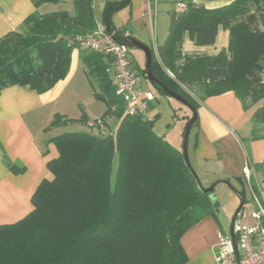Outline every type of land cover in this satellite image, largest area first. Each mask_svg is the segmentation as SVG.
<instances>
[{"label": "trees", "instance_id": "1", "mask_svg": "<svg viewBox=\"0 0 264 264\" xmlns=\"http://www.w3.org/2000/svg\"><path fill=\"white\" fill-rule=\"evenodd\" d=\"M182 1L186 7L171 14L169 35L153 55L152 72L160 82L153 87L169 97L162 88L167 86L197 111L201 101L235 92L244 110L259 106L251 136L264 139V0ZM221 1L226 4L206 5ZM32 2L39 9L62 0ZM93 2L73 0L74 14L36 11L18 31L0 39V96L17 85L38 94L52 90L67 78L78 49L94 98L106 105L105 125L119 120L115 134L106 137L75 131L47 141L59 152L48 163L53 178L42 181L33 194L30 214L0 226V264H185L183 236L214 214L211 196L222 182L205 188L183 150L155 133V120L126 115L125 102L107 73L111 58L80 48L79 39L98 27ZM128 2L106 4L103 24L118 41L124 40L126 29L113 28L111 15ZM220 29L229 32V44L217 55L183 53L186 35L196 46L210 47ZM132 40H125L130 47ZM142 72L147 77L146 68ZM88 121L86 114L79 120L56 114L45 131L86 126ZM254 167L264 178V162ZM250 185L260 197L252 178ZM239 195L246 203L245 190Z\"/></svg>", "mask_w": 264, "mask_h": 264}, {"label": "crops", "instance_id": "2", "mask_svg": "<svg viewBox=\"0 0 264 264\" xmlns=\"http://www.w3.org/2000/svg\"><path fill=\"white\" fill-rule=\"evenodd\" d=\"M62 3L67 1L62 0L55 6ZM128 3L132 4V21L129 26L122 28L141 43H143L142 32L150 31L153 42L150 47L157 56L158 48L164 45L169 35L171 18L167 26L164 24L165 19L161 20L164 12H170L164 8L167 2L158 0L149 5L147 0H129ZM224 4L226 3L222 1L206 3L209 8ZM46 6L36 9L32 0H0V39L11 31H18L25 19L34 12L47 14L44 11ZM179 11L181 10L178 8L174 12ZM228 44L229 32L220 29L215 45L198 47L186 35L182 50L185 55H202L212 49L210 55H217L222 49L227 48ZM80 70L84 71V82L87 81L90 86L80 50L76 49L72 53L71 68L67 78L47 93L38 94L28 86L19 85L9 87L2 92L0 96V226L17 223L30 214L34 209L31 203L33 194L42 181L53 178L48 163L57 159L59 152L53 143L47 144V141L55 136L49 137L50 133H45V129L56 114L73 120L81 118V114L78 117H71L65 110L61 108L59 110L65 92L77 80ZM93 100L104 107H101L102 111L99 115L93 114L90 109H83L89 120L102 118L106 112V105L103 102L97 101L94 97ZM151 108H153L152 103L146 117L148 121L154 120L150 113ZM258 108L259 106H254L244 110L235 92L209 97L200 102L197 111L198 126L191 130V132L193 129L195 131L194 142L191 145L189 139L188 143L189 159L201 183L205 186L206 183L212 185L215 182L241 181L242 184L248 185L254 203L251 213L259 206L264 207L263 174L254 167L264 162V139L254 141L251 136V119ZM45 110H49L48 118L44 116ZM190 117L192 116L185 117L181 112L180 118L183 120L178 121L174 127L177 128V134H170L171 142H168L178 150H180L178 143L183 136L182 124L186 121L188 125ZM11 166L22 171L15 172ZM246 167L250 170V179L252 178L260 189V197L255 196L251 185L247 182L250 180L244 175ZM244 212L243 209L242 221L253 224L251 216L246 217ZM231 231L232 227L230 233L225 232L212 216L200 221L181 240L188 257L185 264H219L217 261L219 234H231Z\"/></svg>", "mask_w": 264, "mask_h": 264}, {"label": "rangeland", "instance_id": "3", "mask_svg": "<svg viewBox=\"0 0 264 264\" xmlns=\"http://www.w3.org/2000/svg\"><path fill=\"white\" fill-rule=\"evenodd\" d=\"M66 1L67 3H62L59 6H55L51 4L47 5L46 8H44V11L47 14L51 12H63V11L74 13L73 1L65 0V2ZM107 1L108 0H94L93 2L94 15L99 24L101 23L103 24L104 12ZM112 1L124 2L125 0H112ZM164 8H166L168 11L170 10L169 13L164 12L163 15L161 16V20L165 19L164 24L167 26V24L170 21L171 14L178 8L175 3H168V2L165 4ZM131 11L133 12L132 4L125 5L119 8L118 10L114 11L111 15L112 27L116 29H120L124 26H129L130 22L132 21ZM141 35H142L141 41L145 45L147 46L149 45V47L152 46L153 42L150 31L148 30H146L145 32L143 31ZM211 52L212 49L210 51H206V54L210 55ZM130 60L132 62L133 71L139 77V87L143 88L145 91L152 92L155 97V101L152 103L153 108H151L150 110L152 118L155 120L154 131L158 135L163 137L166 141L171 142L170 134L173 135L177 134V128L175 129L174 127L176 126L178 121L183 120V118H180V113L182 112V114L185 115L186 117L187 115L192 116V112L190 111L189 108L184 106L180 101L175 100L171 97L161 95L153 87V85L149 83L147 77L142 72V70L146 68V56L142 50L135 47H130ZM167 73L171 77H174V75L170 71H168ZM83 79H85L84 71L80 70L77 80L65 92L61 100L62 105L60 103L59 110L60 108L61 110H65V112H67V114L71 117H78L80 114L81 115L85 114L83 109H87V110L90 109L89 111L96 115H99L100 112L102 111L101 107L103 105L101 103L96 104L97 102L95 103V100H93L94 90L90 82H89L90 84L89 86L87 84V81L84 82L85 80ZM84 84L86 86H84ZM95 86L97 89L98 86L96 85V83ZM195 96L196 98H200L199 95H195ZM48 113L49 110H45L44 112L45 118H48ZM176 114H178V116ZM51 122L48 123V126L51 124ZM118 125H119V120L111 119L110 121H108L107 125L102 128L89 129L87 126H78L77 124H75L61 129L55 128L48 132L45 131V133H50L49 137H52L65 132L87 131L93 133L94 135L106 137L108 135L115 134ZM182 125H183L182 133H184L187 126L186 121ZM194 135H195V131L193 129L189 138L191 145L194 142V138H195ZM183 141H184V137L182 136L180 143H178V148L180 150H183ZM205 186H207L205 188L211 187V185H208L207 183L205 184ZM243 190H245V201H246L244 213L246 217H249L253 213V212L251 213V210L252 207L254 206V203L252 202L253 196L248 185L246 184L244 185L240 181H225V183H220L215 186V189L211 196L214 206V214L209 216L214 217V219L220 224V226H222V229L225 230V232L230 233L237 210L242 204V199L239 193H241ZM216 204H219V206L217 205L218 206L217 207ZM243 223H245V221H243Z\"/></svg>", "mask_w": 264, "mask_h": 264}, {"label": "built area", "instance_id": "4", "mask_svg": "<svg viewBox=\"0 0 264 264\" xmlns=\"http://www.w3.org/2000/svg\"><path fill=\"white\" fill-rule=\"evenodd\" d=\"M149 5L158 0H147ZM175 3L180 10L186 5L182 0H164ZM131 36L125 30L123 39H115V33L110 31L104 24L98 25L90 35L80 38V48L102 54L111 58V65L107 73L116 86L117 95L125 102V114L130 116H142L146 119L150 105L155 101L152 92L144 91L139 87V77L135 74L130 60V46L125 41ZM89 129L105 127L102 118L89 120ZM244 175L250 180V170L244 169ZM250 184V181H247ZM242 212L238 213L232 225L231 234L220 233L217 261L219 264H264V207L254 211L251 215L253 224L242 221Z\"/></svg>", "mask_w": 264, "mask_h": 264}, {"label": "water", "instance_id": "5", "mask_svg": "<svg viewBox=\"0 0 264 264\" xmlns=\"http://www.w3.org/2000/svg\"><path fill=\"white\" fill-rule=\"evenodd\" d=\"M132 45L135 48H138L140 50H142L145 53L146 56V71H147V78L148 81L151 85L153 84H159L160 82L158 81V79L154 76L153 72H152V61H153V49L137 40H132ZM162 88L166 91V93L168 94L169 97L180 101L184 106H186L187 108H189L192 112V119L191 121L188 123L186 129H185V135H184V142H183V153H184V157L186 160V163L188 166H191V162L189 159V154H188V143H189V136H190V132L192 130V128L194 127V125L196 124L197 120H198V113L197 110L183 97L177 95L176 93L170 91L167 86L162 85ZM217 206V204H216ZM241 206H244V202H242ZM238 214V213H237ZM236 214V215H237ZM235 215V216H236Z\"/></svg>", "mask_w": 264, "mask_h": 264}]
</instances>
